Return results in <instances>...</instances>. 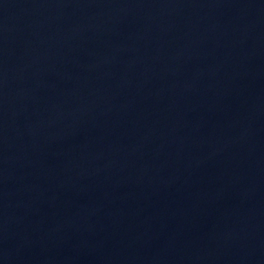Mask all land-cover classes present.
I'll use <instances>...</instances> for the list:
<instances>
[{
  "label": "water",
  "instance_id": "water-1",
  "mask_svg": "<svg viewBox=\"0 0 264 264\" xmlns=\"http://www.w3.org/2000/svg\"><path fill=\"white\" fill-rule=\"evenodd\" d=\"M264 233V0H0V264H245Z\"/></svg>",
  "mask_w": 264,
  "mask_h": 264
}]
</instances>
